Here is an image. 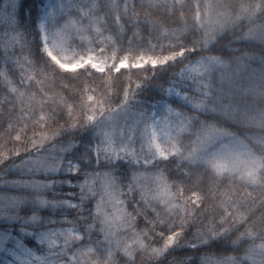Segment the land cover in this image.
<instances>
[{"label":"snow or ice","instance_id":"1","mask_svg":"<svg viewBox=\"0 0 264 264\" xmlns=\"http://www.w3.org/2000/svg\"><path fill=\"white\" fill-rule=\"evenodd\" d=\"M0 29V264H264V0H0Z\"/></svg>","mask_w":264,"mask_h":264},{"label":"trees","instance_id":"2","mask_svg":"<svg viewBox=\"0 0 264 264\" xmlns=\"http://www.w3.org/2000/svg\"><path fill=\"white\" fill-rule=\"evenodd\" d=\"M0 31H2V29H0ZM233 47H236V46H238V45H232ZM242 47V46H241ZM178 67L179 66H177V70H178ZM0 143H2V140H0ZM13 145H11V144H9V145H7V147H12ZM11 177H3V179H10ZM186 255H188V253H185V252H176V253H173L172 254V256H175L177 259H179V258H182V257H184V256H186ZM172 256H170L169 257V259H172Z\"/></svg>","mask_w":264,"mask_h":264}]
</instances>
